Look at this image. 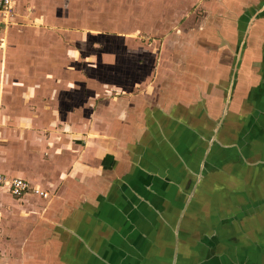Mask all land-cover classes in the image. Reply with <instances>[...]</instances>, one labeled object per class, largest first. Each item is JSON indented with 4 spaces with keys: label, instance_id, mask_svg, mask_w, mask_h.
Wrapping results in <instances>:
<instances>
[{
    "label": "crops",
    "instance_id": "obj_1",
    "mask_svg": "<svg viewBox=\"0 0 264 264\" xmlns=\"http://www.w3.org/2000/svg\"><path fill=\"white\" fill-rule=\"evenodd\" d=\"M169 3L137 0L134 41L67 15L0 41V173L46 192L0 187V264H264V0Z\"/></svg>",
    "mask_w": 264,
    "mask_h": 264
},
{
    "label": "rangeland",
    "instance_id": "obj_2",
    "mask_svg": "<svg viewBox=\"0 0 264 264\" xmlns=\"http://www.w3.org/2000/svg\"><path fill=\"white\" fill-rule=\"evenodd\" d=\"M158 1H164L165 4L167 5L170 4L169 1L171 0H158ZM136 2L137 0H72V1L71 0H35V1L25 2L22 3L23 8H25L26 6H33L32 14L28 16L29 13L27 14L26 12L27 15L26 17H22V16H18L16 18L14 17L13 20L11 21L12 23L8 26V28L6 29H3V27L0 28V36H1L0 41L5 42V44H7L6 45L7 47L10 46L11 43L9 44L7 43V38L15 32L17 33V37L21 36L20 33H18L20 32L19 28H24L25 30H31L36 33H39V31L41 30L44 33H48L53 38L56 36H62L64 32H66V29H72L71 27H68V24L67 26H65L61 23V22H66L67 16H68V20L72 18L71 22L74 23L81 22V20L87 22L89 27L86 30L80 28L75 29V30L85 31V33L87 32L86 34H84L86 38L88 37L93 38L95 33L100 32L99 35L104 34L105 35L104 37L107 38V41H109L108 36H110L111 38L114 36H124L127 37L128 40L134 41L136 40L135 35H132L134 31L130 32V29L126 27L125 29H121L120 31L121 33H120L116 29H118V27H122V24L128 25L132 21V19H134L135 12H133L132 9L135 11ZM153 6L155 8V5ZM163 11H165V9H163ZM48 13H50L52 17L55 20H57L55 21L56 23L53 24L54 26L52 24H49V22L47 21V19H49ZM158 13L155 15H158ZM38 15H43L44 20L46 19V21H43L42 18L39 19L32 18ZM169 20L172 21L173 19L170 18ZM28 27H31V29H28ZM55 27L57 28L63 27V29L59 30V32H56L54 31ZM157 38H158L157 34L151 35L149 37L147 36V39L149 41H152L153 39H157ZM144 40L145 39H143L142 41L144 42ZM115 42L116 43H114V50H118V52H122V53L124 52L126 54L129 52L130 54H132L131 52L136 51L134 48H136L137 46L132 45L129 41L127 42V44L124 45H122V43H117L118 41ZM142 44H146V42ZM79 46L81 48L83 47L80 44ZM93 46H97L100 49L102 48L104 49L103 46H105V41L94 40L93 43H90V46L85 48L84 51L87 52V54L85 55L89 57V60L93 55V51H94L92 48ZM123 48H125L126 50H124ZM0 49L2 50V48ZM95 50L97 51L96 48ZM124 57L125 58L127 57L128 59L127 61H123L124 62L123 67L128 68L129 70H131V72H134V70L137 68L136 66L137 60L135 59L134 54L130 56L125 55ZM91 64H93L92 60H90V67L94 68L95 65L94 64L91 65ZM78 67L81 68L82 67L81 64H78ZM94 74L96 75V79L100 81L96 83V85H99L100 83H104V82L108 83L109 87H107V90H105L107 95L110 94L109 91H120V90H124V92L129 91L128 85H130L131 82L130 79H133L134 77V75L133 77L132 75L131 77H129L128 74L125 76H117L116 78L110 79L107 76L108 74L107 73L105 74L103 71H97ZM27 194L31 195L35 193L29 192ZM39 196H44V195H39Z\"/></svg>",
    "mask_w": 264,
    "mask_h": 264
},
{
    "label": "built area",
    "instance_id": "obj_3",
    "mask_svg": "<svg viewBox=\"0 0 264 264\" xmlns=\"http://www.w3.org/2000/svg\"><path fill=\"white\" fill-rule=\"evenodd\" d=\"M16 4V0H0V21L4 22L5 15H9L13 10ZM6 187L10 194L15 197H22L27 193H35L38 195H45V192L38 187L31 185L27 180L14 177L7 176L3 173H0V187Z\"/></svg>",
    "mask_w": 264,
    "mask_h": 264
},
{
    "label": "bare ground",
    "instance_id": "obj_4",
    "mask_svg": "<svg viewBox=\"0 0 264 264\" xmlns=\"http://www.w3.org/2000/svg\"><path fill=\"white\" fill-rule=\"evenodd\" d=\"M16 3H17V0H16ZM5 17H7V15H5Z\"/></svg>",
    "mask_w": 264,
    "mask_h": 264
}]
</instances>
